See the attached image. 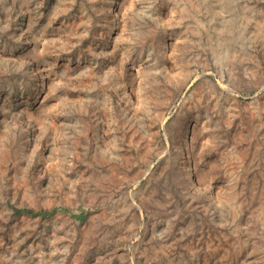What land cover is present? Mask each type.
<instances>
[{"label":"rangeland","instance_id":"rangeland-1","mask_svg":"<svg viewBox=\"0 0 264 264\" xmlns=\"http://www.w3.org/2000/svg\"><path fill=\"white\" fill-rule=\"evenodd\" d=\"M0 264H264V0H0Z\"/></svg>","mask_w":264,"mask_h":264},{"label":"trees","instance_id":"trees-1","mask_svg":"<svg viewBox=\"0 0 264 264\" xmlns=\"http://www.w3.org/2000/svg\"><path fill=\"white\" fill-rule=\"evenodd\" d=\"M28 212H29V213H33V211H30V210H29ZM43 214H44V213H43Z\"/></svg>","mask_w":264,"mask_h":264}]
</instances>
